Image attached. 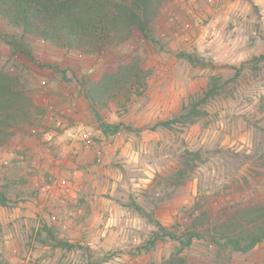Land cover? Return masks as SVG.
I'll list each match as a JSON object with an SVG mask.
<instances>
[{
	"label": "rangeland",
	"instance_id": "obj_1",
	"mask_svg": "<svg viewBox=\"0 0 264 264\" xmlns=\"http://www.w3.org/2000/svg\"><path fill=\"white\" fill-rule=\"evenodd\" d=\"M150 28L154 41L134 31L87 54L22 33L0 17V68L18 75L47 110L36 131L19 129L9 140L59 131L57 119L86 125L75 146L47 145L43 165L25 152L0 165V189L8 185V201L0 205V264H159L177 242L158 240L145 249L156 225L133 202L167 228L183 224L195 202L212 218L237 204H264V59L251 61L264 54V0H163ZM179 52L192 53L195 63ZM134 57L147 73L145 91L124 104L89 101L78 117L72 101L84 80ZM211 74L227 80V90L205 105L204 117L137 131L176 116ZM101 122L130 129L103 133ZM185 149L200 150L203 161L175 185ZM47 227L80 246H56ZM182 255L188 264H227L228 256L231 264H264V240L241 253L195 239Z\"/></svg>",
	"mask_w": 264,
	"mask_h": 264
},
{
	"label": "trees",
	"instance_id": "obj_2",
	"mask_svg": "<svg viewBox=\"0 0 264 264\" xmlns=\"http://www.w3.org/2000/svg\"><path fill=\"white\" fill-rule=\"evenodd\" d=\"M163 0H0V17L7 24L20 28L22 33L48 41L60 48L82 53H101L107 46L126 41L134 31L145 39L154 41L150 25L159 11ZM179 57L195 63L196 57L189 52H179ZM264 54L253 56L251 61L259 62ZM244 63L235 69L241 74ZM147 73L139 59L134 57L120 63L115 70L103 73L96 81L84 80L83 95L93 105H105L108 100L129 101L141 95L146 89ZM227 80L221 75L211 74L206 87L191 96L173 118L143 125L142 129H175L193 124L207 114L205 105L226 93ZM122 104V105H123ZM45 110L28 94L18 75L0 68V145L5 144L19 129L39 126ZM97 114V113H96ZM103 133L114 134L122 127L120 122H101ZM203 161L200 150L185 149L178 158V167L173 173L175 185H181ZM8 186V185H7ZM0 189V205L8 201L4 188ZM132 207L146 215L156 225L148 240L149 250L158 240L170 239L177 242L176 249L159 264H188L182 251L195 239L206 240L222 252H248L264 240V204H237L223 210L212 218L208 211L198 206L191 207L183 224L167 228L145 213L136 203ZM56 246L75 248L80 245L55 238L50 228H45ZM231 264L228 256L225 261Z\"/></svg>",
	"mask_w": 264,
	"mask_h": 264
},
{
	"label": "crops",
	"instance_id": "obj_3",
	"mask_svg": "<svg viewBox=\"0 0 264 264\" xmlns=\"http://www.w3.org/2000/svg\"><path fill=\"white\" fill-rule=\"evenodd\" d=\"M33 100L39 105V103L36 102L35 99ZM77 101L78 102L76 103L72 101V103L74 104V108L78 111L77 116L81 117L82 113L86 112L89 101H87L83 93L81 96L78 97ZM45 111L46 114L47 110ZM52 118V116H49V119ZM56 125L60 126L59 131L50 129L39 135H21V138H17L16 140H8L5 144L0 145V165L8 164L13 158L18 157V153L20 152L27 153L32 158L33 164L37 163L39 165H43L44 163H42V156L46 154V151L48 149L46 147L47 145L51 144L52 146H55L56 143H61L65 147L75 146V137L78 133H80L81 135L84 132V129L86 128V125H83L82 122H78L75 126H72L66 124L65 121H63L62 119H57ZM31 130L36 131L37 129L35 127ZM67 134L72 136H67ZM62 140L63 142H61ZM10 164L11 163H9V165Z\"/></svg>",
	"mask_w": 264,
	"mask_h": 264
},
{
	"label": "built area",
	"instance_id": "obj_4",
	"mask_svg": "<svg viewBox=\"0 0 264 264\" xmlns=\"http://www.w3.org/2000/svg\"><path fill=\"white\" fill-rule=\"evenodd\" d=\"M42 189H45V186H43Z\"/></svg>",
	"mask_w": 264,
	"mask_h": 264
}]
</instances>
